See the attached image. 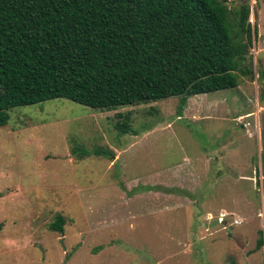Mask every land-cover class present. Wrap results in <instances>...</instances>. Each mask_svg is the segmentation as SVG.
I'll use <instances>...</instances> for the list:
<instances>
[{
    "label": "rangeland",
    "instance_id": "obj_1",
    "mask_svg": "<svg viewBox=\"0 0 264 264\" xmlns=\"http://www.w3.org/2000/svg\"><path fill=\"white\" fill-rule=\"evenodd\" d=\"M249 3L252 74L234 89L183 110L57 99L9 112L0 264H264V0ZM57 215L63 233L49 230Z\"/></svg>",
    "mask_w": 264,
    "mask_h": 264
},
{
    "label": "trees",
    "instance_id": "obj_2",
    "mask_svg": "<svg viewBox=\"0 0 264 264\" xmlns=\"http://www.w3.org/2000/svg\"><path fill=\"white\" fill-rule=\"evenodd\" d=\"M250 13L249 0H0V127L57 99L109 112L179 98L183 110L234 89L252 74ZM63 225L57 215L49 230Z\"/></svg>",
    "mask_w": 264,
    "mask_h": 264
}]
</instances>
